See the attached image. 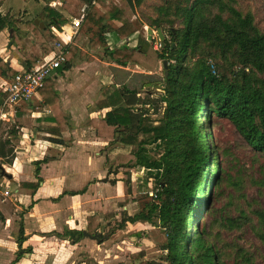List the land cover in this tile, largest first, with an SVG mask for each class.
<instances>
[{
    "label": "trees",
    "instance_id": "trees-1",
    "mask_svg": "<svg viewBox=\"0 0 264 264\" xmlns=\"http://www.w3.org/2000/svg\"><path fill=\"white\" fill-rule=\"evenodd\" d=\"M142 2L129 0L136 6ZM46 6L38 18L48 21V28L58 27L68 18L81 19L83 35L89 38L90 48L100 49L101 55L117 67L136 66L143 71L136 75L134 84L106 85L102 90L103 98L91 110L109 111L104 117L87 123L96 137L110 141L115 149L122 151L114 157V149H109L107 164L112 173L121 168L144 170L143 178L151 184L153 199L144 193L141 211L124 219L118 229H123L128 222H147L163 228L167 233L168 264H223V254L208 241L212 233L196 232V223L202 212L208 210L213 193L221 190L225 182L236 188L243 180L228 174L223 177L216 145L210 142V133H205L203 123L212 126L213 116L229 120L246 143L264 159V32L256 26L253 14L238 9L236 0H165L154 8L157 17L150 27L162 29L170 40L166 41L164 49L156 50L154 40L148 41L142 33L144 24L126 18L114 0H62L61 10ZM96 9L105 10L107 17L98 15ZM17 21L10 15L0 14V33L9 30L12 33L9 46L27 51L24 35L18 34L15 28ZM175 23L176 29L173 28ZM35 26L32 22L29 24L30 29L38 30ZM37 33L41 45L33 43V54L25 53L27 70L34 66L36 59L51 53L41 32ZM77 54L83 56L84 52L70 45L65 63L45 79L40 91L42 105L48 107L49 112L43 113L38 122L47 124L41 131L50 133L52 136L46 140L59 149L69 147L74 139L69 135L71 118L62 110L53 76L62 75L67 63ZM160 62L163 63V81L158 87L163 86L165 107L163 114L156 118L154 113L136 111L138 105L147 104H142L137 94L144 87L157 83L156 70ZM16 73L0 56V76L8 79ZM22 116V112H17L18 126L10 131L6 141H0V159L7 166H12L23 153L18 135ZM210 138L213 139V135ZM46 162L45 159L36 166L37 181L21 183L20 188L38 190L43 183L39 176L40 166ZM125 191L131 194L126 186ZM86 192L87 187L65 195ZM115 215L113 211L88 215L82 230L68 228L62 236L72 245L78 244L84 232L95 235L106 227L103 222ZM243 218L244 214H240L237 219L228 220V224L240 230ZM258 220L262 228L256 234L264 245L263 213ZM14 237L18 254L12 264H18L26 254L32 253L30 247L23 248L28 240L23 223ZM131 258L129 264H148L139 253Z\"/></svg>",
    "mask_w": 264,
    "mask_h": 264
},
{
    "label": "rangeland",
    "instance_id": "rangeland-1",
    "mask_svg": "<svg viewBox=\"0 0 264 264\" xmlns=\"http://www.w3.org/2000/svg\"><path fill=\"white\" fill-rule=\"evenodd\" d=\"M28 5V9L33 10V15L30 19H34L31 22L35 24L38 17L35 15L37 10L40 12L46 8L41 9L42 1L46 0H24ZM62 0L52 1L49 4L52 8H60ZM119 8L122 9L126 18L132 22L140 20L144 24L142 33L147 36V29L151 28V21L156 19L157 15L154 8L162 5L165 0H143L140 6L130 4L129 0H114ZM173 1V0H167ZM175 1V0H174ZM238 3V9L248 12L250 11L254 18L255 24L261 32H264V0H236ZM57 2V3H56ZM59 2V3H58ZM47 7V6H46ZM98 15L106 18L107 14L105 10L96 9ZM5 13V12H4ZM19 14V13H18ZM30 22V23H31ZM35 27L41 32L40 28ZM177 23L173 28L176 29ZM15 28L28 33L33 32L29 27V22L24 27L23 25H15ZM115 27H113L114 29ZM78 35L73 42L79 39L80 43L83 42L82 51L84 55L77 56L72 60L73 74L68 76L67 80L78 81L83 83H96L97 89H101L106 83L105 77L113 76L117 80H123L134 84L137 72H125V70L113 67L110 61L105 62L104 56L101 55L100 49H92L89 47V41L85 44L87 36ZM152 29V28H151ZM48 35L47 27L44 29ZM154 34L155 49H162L159 47L160 41L157 37L155 29H152ZM9 31V30H8ZM10 32V31H9ZM11 34V33H10ZM50 34V33H49ZM152 36V37H153ZM166 36V41L170 40V36ZM11 38V36H9ZM7 38V37H6ZM5 40V39H4ZM36 41V34L32 38H26L24 43L27 46L28 53H32L31 50L32 41ZM10 41V40H9ZM165 41V43H166ZM5 43V42H4ZM36 43V42H34ZM48 43V42H47ZM38 44V43H37ZM72 44V43H71ZM70 44V45H71ZM51 48L50 43H48ZM69 45V46H70ZM15 48H12L8 55L5 57V61L10 62L12 53H15ZM165 47H163L164 49ZM21 53H24L21 51ZM46 57V56H45ZM44 58V57H43ZM42 59V58H41ZM39 59H36V61ZM35 61V62H36ZM79 66V67H78ZM70 68L65 66V69ZM64 69V70H65ZM116 75V76H115ZM132 76V77H131ZM157 83L143 88L142 101L149 103L145 110L154 113L153 117L158 118L163 114L165 99L163 95V86L158 87L159 82L163 81V63L160 62L157 70ZM96 92V90H95ZM144 111V110H143ZM20 112V109H18ZM17 115V113H15ZM7 120H0V141H6L10 131L18 126L17 119L11 120V115L6 113ZM15 115V117H16ZM32 114L26 115L22 123L23 128L18 135H23L20 139V145L26 154L22 160V164L26 167L20 168V172L26 179H35L34 168L37 163L44 159H51L53 156H60L59 152L49 146L44 137L38 136V139L33 138L34 118ZM15 125V126H14ZM205 133L213 135V139L210 138L211 143L216 145V155L220 165L224 170V176L227 174L237 180L242 179L239 187L233 188L230 184L224 183L221 190H217L211 196L208 203V210L203 211L197 220V231L191 230L193 233L208 231L212 233V237L208 241L215 245V249L223 254V264H264V245L259 241L256 231L262 228V222H260L259 214H264V159L261 154L252 149L237 132L232 123L221 117L213 116L212 126L203 123ZM211 129L208 132L207 129ZM30 140V141H28ZM28 141V142H26ZM107 143L108 146H107ZM102 143L96 145L86 144V148L82 150L79 158L85 157L86 153L89 155L88 163L82 164L81 168L88 172H91V180L87 185V192L84 194V202L81 205L79 212L73 219L68 220L69 224L65 225V228H77L82 230L84 228L85 218L88 215L94 213H101L102 215L113 211L116 213L115 217L108 222H103L106 227L104 230L99 231L103 237L102 242L97 243L95 240L89 238H83L78 244L72 245L71 242H67V239L58 240V244L40 243L42 246L39 248L30 247L33 249V253L30 256L29 262L32 264H129L131 263V256L135 253H139L141 258L148 264H168L167 253L165 250V244L167 242V233L157 224H149L147 222L126 223L123 229H118V226L124 219L132 218L134 215L141 211L142 197L144 193H148L149 199H153V193L150 190L151 184L146 182L143 178L146 173L144 170H131L127 168H121L112 173L109 170L108 155L109 149H114V157L120 154L122 151L115 149L110 143ZM74 144V142H73ZM72 144V146H73ZM79 148V146H75ZM76 151H71V154L67 153L69 165L76 164L73 154ZM81 160V159H80ZM34 165H31L33 164ZM3 167L7 172V166L0 159V167ZM12 168V166H11ZM107 179L105 186H101V192H97L96 189H100L101 183L98 180ZM2 179L0 180V202L6 199H10L11 195H15V192L19 188L15 186V180L8 185L10 190L9 197H5L6 190L1 186ZM125 186L130 189L128 194L125 191ZM19 187V186H18ZM17 189V190H16ZM59 193L58 190L56 191ZM219 193V195H216ZM29 197V196H28ZM79 196L77 199H81ZM15 200V196L13 197ZM234 201V202H232ZM30 199L23 201L22 210L18 212L19 218L21 213L25 212V207L30 204ZM7 203H10L7 200ZM240 214H244V218L241 224V229L238 230L235 225L228 224V220L237 219ZM67 220V219H66ZM60 227V226H58ZM113 232L114 234H110ZM112 235V236H111ZM192 238V237H191ZM43 240V239H41ZM37 241L36 239L34 240ZM38 240L36 243H38ZM63 241V243H62ZM62 244H61V243ZM39 245V243L37 244ZM51 248V249H50ZM26 249V245L24 247ZM34 249H38L36 252Z\"/></svg>",
    "mask_w": 264,
    "mask_h": 264
},
{
    "label": "crops",
    "instance_id": "crops-1",
    "mask_svg": "<svg viewBox=\"0 0 264 264\" xmlns=\"http://www.w3.org/2000/svg\"><path fill=\"white\" fill-rule=\"evenodd\" d=\"M38 2V0H35ZM42 1V0H40ZM42 5L40 6L41 9H43L47 4L46 1H42ZM57 3V2H56ZM59 3V2H58ZM49 4V3H48ZM60 8H54L56 10H61V4L59 6ZM28 5L25 3L24 0H0V14L2 15H10L11 17H14L18 19L16 22L17 25H23L24 27L27 25V23L34 20L33 18L30 19L33 15V10L29 8ZM5 12V13H4ZM19 13V14H18ZM40 10L35 13L36 16H39ZM37 18V20L40 23H45L48 21H41L40 18ZM71 19L68 18L67 22H64L63 24H59L58 27H51L48 28V35H45L44 29L41 30V37L44 38V40L48 43H50L51 47L52 45L59 39L63 40L66 37L61 35L60 32L62 30V26L67 25L70 22ZM34 31L36 34V41L31 40L32 44L34 42L41 45V42H39L38 33ZM8 30H5L0 33V56L5 59V57L8 55L10 50L14 48V46H9V40L12 36V33ZM33 32L28 33L27 31L22 32L19 30L18 34H23V42L26 40V38H32L34 36ZM50 33V34H49ZM82 35V27L79 30L78 35ZM77 35V36H78ZM76 36V37H77ZM7 37V38H6ZM75 37V39H76ZM5 39V40H4ZM154 39V36H153ZM89 41V38L87 37V40L85 44ZM5 42V43H4ZM80 41H72L73 46L78 47L80 50H82V44ZM25 44V43H24ZM26 45V44H25ZM23 51L24 53H21ZM26 50L24 51L21 47L15 48V53H12V57L10 58V62L5 61L11 65L13 69L17 71L20 67L27 68L28 60L25 57ZM104 61L112 64L113 67L125 70V72H132L131 70H136L135 72L143 73V71L136 66L128 67V68H121L117 67L115 64L111 62V60L108 59V57H104ZM35 63V62H34ZM72 63V62H69ZM35 65V64H34ZM63 65V64H62ZM70 68H67L63 71L62 75H54L53 79L55 81L54 89L59 92V98L61 100V107L62 110L70 115L71 118V124H72V130L69 133V135L74 139V144H72L67 148H56L52 146L46 139L48 137H51L52 135L48 132L41 131V127L46 126L45 123H39L38 119L42 116L43 113H48L49 108L45 107L44 105L41 106L38 101H33L31 103V106H25L18 108L20 109V112L23 113V116L20 120V123L22 125V130L25 131V128H23V119L28 114H32V118H34V122L32 123V126L35 128L33 129V138L38 139V136L44 137L46 143L54 148V150L59 152V155L57 157H52L51 159H46L48 162L41 164V171H40V177L43 180V183L41 184L40 188L38 190H28V189H22L20 188L21 183H33L34 179H26L22 174H17V172H20V168L26 167V165L22 164V158L26 154L23 151V153L18 156L13 164L12 168H7L6 174L10 175L11 179H8L6 177H2V183L1 186H3V189L8 191L10 193V190L8 189V185L11 184L12 181L15 180V186L16 188H19L17 192H15V195H5V197H9L10 199H6L3 202H0V264H12L18 254V245L17 241L14 237V234H17L21 229V224L23 223L24 227V233L25 237L28 239L24 244L23 248L26 245L27 247H36L39 248L42 246L40 243H48L50 245L52 244H58V240L60 239H67L69 242V239L62 236L65 229H68L69 227L65 228L62 232L60 231V228L63 229L64 224L68 225V220L73 219L74 216H76L77 212H79L81 205H83L84 202V194L83 195H65V193L68 192H78L84 189L87 185H89V182L91 180V172H88L81 168L82 164L88 163L89 155L84 153L86 156L79 158L81 156L82 150L86 148V144L89 145H96V144H102L110 142L108 140L100 139L96 137V133L92 127H88L87 123L94 118H102L104 117L105 113L109 110H103L98 112H92V108L99 100L103 98L102 96V90L106 85L114 84V83H126V81L123 80H117L116 77L113 76H106L105 81L106 83L104 86L100 89H97V84H81L80 82L74 80L70 81L67 80L68 76L73 74L72 70H74V67L72 68V64L66 65ZM79 67V66H78ZM55 73V71L53 72ZM116 76V75H115ZM132 77V76H131ZM122 87V86H119ZM145 88V87H144ZM96 90V92H95ZM143 90H139V93L137 94V97L140 99L139 101L143 104L146 103L142 101V94ZM138 105V107L141 110H145V107L148 105ZM18 109L11 115V120H14L15 113L18 112ZM27 118V117H26ZM7 120V119H3ZM23 135L19 136V139L23 138ZM30 141V140H28ZM26 141V142H28ZM109 143H107L108 146ZM111 144V143H110ZM75 146H79L80 149L75 148ZM22 147V146H21ZM23 150V148H22ZM71 151H76V153L73 154L75 157V160L77 161L76 164L69 165L70 161L67 159L68 155L67 153L71 154ZM22 159V160H21ZM81 159V160H80ZM45 160V159H44ZM82 161V164L80 163ZM42 162V161H41ZM40 163V162H39ZM38 164V163H37ZM36 164V166H37ZM31 165H34L31 164ZM36 166L34 170L36 169ZM6 172V170H5ZM35 175V171H34ZM36 179V177H35ZM99 183V180H98ZM19 186V187H18ZM100 189H96L97 192H101V186L104 187L105 183H101ZM58 190V194L57 191ZM86 194V193H85ZM15 196V200L13 197ZM29 196V197H28ZM79 196H82L81 199ZM30 199V204L25 207V209H28L27 211H23L21 213V217L19 218L18 212L22 210L23 205L21 204L23 201ZM7 200L10 201V203H7ZM31 209H29V207ZM67 219V220H66ZM60 226V227H58ZM69 229H77V228H69ZM79 230V229H77ZM40 240L38 243H36L34 240ZM43 239V240H41ZM61 243V242H60ZM63 243V241H62ZM61 243V244H62ZM43 245L42 247H44ZM51 249V248H50ZM37 251L38 249H34V251ZM35 251V252H36ZM33 253V249H32ZM32 253L26 254L24 258L19 260L18 264H32L29 262L30 256Z\"/></svg>",
    "mask_w": 264,
    "mask_h": 264
},
{
    "label": "built area",
    "instance_id": "built-area-1",
    "mask_svg": "<svg viewBox=\"0 0 264 264\" xmlns=\"http://www.w3.org/2000/svg\"><path fill=\"white\" fill-rule=\"evenodd\" d=\"M81 27V19H71L67 25L62 26L60 32L66 38L57 40L52 45L49 55L37 60L30 70L20 67L13 77L5 79L0 76V94L2 95L0 120L7 119L6 113L12 115L18 108L31 106V103L35 100L42 105L40 91L43 88L44 81L65 63L68 47L78 35ZM210 65L213 74H215L212 62H210ZM136 111L152 113L148 110L143 111L139 107ZM5 195L8 196L9 192L6 191Z\"/></svg>",
    "mask_w": 264,
    "mask_h": 264
},
{
    "label": "water",
    "instance_id": "water-1",
    "mask_svg": "<svg viewBox=\"0 0 264 264\" xmlns=\"http://www.w3.org/2000/svg\"><path fill=\"white\" fill-rule=\"evenodd\" d=\"M35 24L37 26H39L41 29H44L48 25L47 22L40 23L38 20L35 21ZM153 34H154V32H153V30L151 28L147 29V36L146 37H147L148 41H152L153 40V37H152ZM156 34H157V37L159 38V41H160V47L163 49V47H165L166 36L162 32V29H158L156 31ZM164 65H166V63ZM0 174H1L2 177H6L8 179H11L10 175L6 174L5 169L2 166L0 167ZM99 182L100 183H106L107 179H101V180H99ZM212 189H213V187H212ZM83 234H84V238H89L91 240H95L98 243L102 242V240L100 239L101 238V234H99V233H96L95 235H90L87 232H84Z\"/></svg>",
    "mask_w": 264,
    "mask_h": 264
},
{
    "label": "flooded vegetation",
    "instance_id": "flooded-vegetation-1",
    "mask_svg": "<svg viewBox=\"0 0 264 264\" xmlns=\"http://www.w3.org/2000/svg\"><path fill=\"white\" fill-rule=\"evenodd\" d=\"M102 240V239H101ZM104 241V240H103ZM98 243V242H97Z\"/></svg>",
    "mask_w": 264,
    "mask_h": 264
}]
</instances>
